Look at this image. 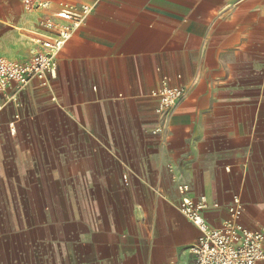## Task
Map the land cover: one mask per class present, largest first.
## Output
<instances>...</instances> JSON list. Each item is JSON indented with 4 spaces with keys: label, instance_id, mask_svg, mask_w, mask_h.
<instances>
[{
    "label": "crops",
    "instance_id": "obj_1",
    "mask_svg": "<svg viewBox=\"0 0 264 264\" xmlns=\"http://www.w3.org/2000/svg\"><path fill=\"white\" fill-rule=\"evenodd\" d=\"M6 2L13 62L64 5L94 7L57 77L0 114V264H194L183 196L264 234V0ZM164 85L186 89L168 121Z\"/></svg>",
    "mask_w": 264,
    "mask_h": 264
},
{
    "label": "built area",
    "instance_id": "obj_2",
    "mask_svg": "<svg viewBox=\"0 0 264 264\" xmlns=\"http://www.w3.org/2000/svg\"><path fill=\"white\" fill-rule=\"evenodd\" d=\"M29 13L50 9L52 0H18ZM92 5H83L80 10L64 5L58 13L59 20L42 21V32L37 33L35 43L39 49L32 58L24 62H13L0 58V114L9 103L17 102L19 93L34 82H45L49 77H57V57L64 49L73 33L79 29L93 11ZM14 89V90H12ZM13 91V92H12ZM186 95L184 87L164 85L159 93L158 114H165L166 120L171 109ZM11 133L16 134L14 125ZM126 178V177H125ZM182 194L187 186L179 188ZM235 203L240 204L239 198ZM207 201L201 197L193 201L187 196L181 200V212L200 231L193 248L194 264H264V234L243 227L238 210L219 228H212L205 218Z\"/></svg>",
    "mask_w": 264,
    "mask_h": 264
},
{
    "label": "rangeland",
    "instance_id": "obj_3",
    "mask_svg": "<svg viewBox=\"0 0 264 264\" xmlns=\"http://www.w3.org/2000/svg\"><path fill=\"white\" fill-rule=\"evenodd\" d=\"M6 3H7L6 0H0V12L3 10V8L6 5H8V3L7 4ZM7 10H10V9L7 8ZM16 26H18V25H16ZM13 32H14L13 28L10 25L4 24L2 21H0V44L3 41H5L6 39H9ZM1 48L2 47L0 46V55H2Z\"/></svg>",
    "mask_w": 264,
    "mask_h": 264
},
{
    "label": "bare ground",
    "instance_id": "obj_4",
    "mask_svg": "<svg viewBox=\"0 0 264 264\" xmlns=\"http://www.w3.org/2000/svg\"><path fill=\"white\" fill-rule=\"evenodd\" d=\"M13 28H16L17 30H21V28L19 26L13 25Z\"/></svg>",
    "mask_w": 264,
    "mask_h": 264
}]
</instances>
